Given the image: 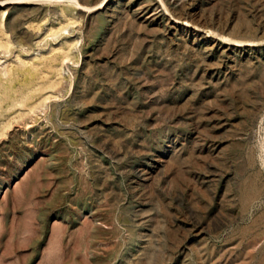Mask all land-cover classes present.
<instances>
[{
    "label": "rangeland",
    "instance_id": "rangeland-1",
    "mask_svg": "<svg viewBox=\"0 0 264 264\" xmlns=\"http://www.w3.org/2000/svg\"><path fill=\"white\" fill-rule=\"evenodd\" d=\"M6 3L0 264H264V0Z\"/></svg>",
    "mask_w": 264,
    "mask_h": 264
},
{
    "label": "bare ground",
    "instance_id": "bare-ground-1",
    "mask_svg": "<svg viewBox=\"0 0 264 264\" xmlns=\"http://www.w3.org/2000/svg\"><path fill=\"white\" fill-rule=\"evenodd\" d=\"M9 3H6V4H0V8H2V7H6L7 5H8ZM189 27V26H188ZM193 27H195V26H193ZM199 29V28H198ZM66 31V30H65Z\"/></svg>",
    "mask_w": 264,
    "mask_h": 264
}]
</instances>
